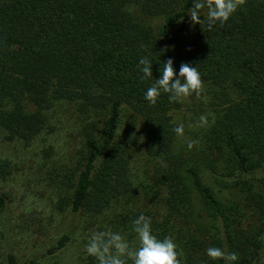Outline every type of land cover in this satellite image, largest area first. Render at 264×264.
Instances as JSON below:
<instances>
[{"label":"trees","instance_id":"trees-1","mask_svg":"<svg viewBox=\"0 0 264 264\" xmlns=\"http://www.w3.org/2000/svg\"><path fill=\"white\" fill-rule=\"evenodd\" d=\"M192 2L0 0L3 140L40 144L44 159L69 152L51 206L7 188L16 161L0 155V264H96L84 236L107 223L134 240L141 213L175 235L183 264H212L211 245L264 264V0H245L211 31L191 23ZM145 55L153 78L168 58L202 74L215 123L191 128V151L172 132L182 104L144 100ZM56 209L71 222L50 239Z\"/></svg>","mask_w":264,"mask_h":264},{"label":"clouds","instance_id":"clouds-1","mask_svg":"<svg viewBox=\"0 0 264 264\" xmlns=\"http://www.w3.org/2000/svg\"><path fill=\"white\" fill-rule=\"evenodd\" d=\"M244 3L245 0H193L188 16L193 25H203L211 31L217 24L224 26ZM137 69L141 80L152 81L143 94L149 105L155 106L162 94H167L169 103L179 104L192 97L204 98V80L196 65L182 62L177 72L174 60L168 58L158 69L159 78H153V61L145 55L139 58ZM214 123V115L210 112L201 113L195 120L189 114V128L207 129ZM172 132L184 139L189 151L200 145L199 138H185L184 122L176 124ZM131 231L135 234L134 240L123 231L113 230L107 223L98 225L84 236L82 254L85 258H93L96 264H183V250L175 235L159 236L153 230L151 216L139 214L132 220ZM204 254L212 264L217 261L237 264L240 259L236 251L215 245L208 246Z\"/></svg>","mask_w":264,"mask_h":264},{"label":"rangeland","instance_id":"rangeland-1","mask_svg":"<svg viewBox=\"0 0 264 264\" xmlns=\"http://www.w3.org/2000/svg\"><path fill=\"white\" fill-rule=\"evenodd\" d=\"M159 21V19L157 20ZM155 22L153 23H157ZM190 24L186 22L185 27L189 29ZM203 99L197 100L195 97L190 98L189 101L184 102L181 107L174 112L173 118L177 123H185V138H190L192 129L188 127L189 114L193 119L195 112L202 113L200 110L208 111L210 108L206 107L202 101H206V95L203 94ZM209 104V100L207 102ZM209 112V111H208ZM70 117H75L70 115ZM74 126H70L73 128ZM4 133L0 128V155L7 156L11 160L16 161L13 169L12 178L7 182V188L14 193L23 191L27 194V199H35L39 204L45 203V205L51 206L52 199H58V185L59 180L55 174L59 173L63 168V163L68 159L69 152H52L51 156H45L43 158V152L40 150L42 146L40 144L33 145L36 147L34 150L21 148L20 144L12 143L3 140ZM180 142L185 144L183 138H179ZM75 140L69 142L65 149L70 151ZM44 162H47L43 165ZM62 167V168H61ZM17 186V187H12ZM58 194V195H57ZM25 198V199H26ZM22 198H17L13 204L21 205L23 203ZM15 211L18 210V206L14 207ZM8 216H3V223L8 221ZM71 222V215L68 212H60L57 209L54 213L52 221L46 224L47 233L49 238H53L57 235L60 227H64ZM35 250V249H34ZM70 251V250H69ZM60 264H69L68 262H61Z\"/></svg>","mask_w":264,"mask_h":264}]
</instances>
